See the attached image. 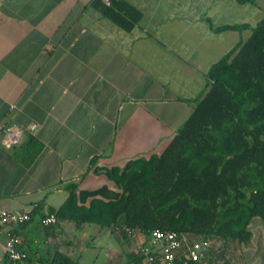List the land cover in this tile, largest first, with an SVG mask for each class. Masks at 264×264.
<instances>
[{
  "label": "crops",
  "instance_id": "0c3cea01",
  "mask_svg": "<svg viewBox=\"0 0 264 264\" xmlns=\"http://www.w3.org/2000/svg\"><path fill=\"white\" fill-rule=\"evenodd\" d=\"M124 1L117 20L103 1L0 0V124L24 128L13 148L0 130V209L48 212L67 199V182L94 189L111 182H99L106 168L160 154L211 66L264 17V0ZM33 221L16 225L24 247L44 235Z\"/></svg>",
  "mask_w": 264,
  "mask_h": 264
},
{
  "label": "trees",
  "instance_id": "16d2710c",
  "mask_svg": "<svg viewBox=\"0 0 264 264\" xmlns=\"http://www.w3.org/2000/svg\"><path fill=\"white\" fill-rule=\"evenodd\" d=\"M111 1L114 6L106 7L107 12L118 20L113 13L128 2ZM230 27L236 26H225ZM208 76L209 87L160 154L106 168L111 182L94 189L67 182L69 195L61 206L46 212L38 204L20 225L40 216L46 241L56 240L62 221H73L118 225L126 238L135 231L149 234L161 228L191 239L249 243L252 222L264 220V17L247 39L211 66ZM96 160L94 156L91 163ZM24 161L28 164L31 158ZM51 214L56 221L44 223ZM15 231L22 236L19 228ZM23 243L24 238L19 247L27 256L12 260L6 255L2 264H78L57 240L47 254ZM144 257L134 252L132 264ZM207 260L221 264L213 250Z\"/></svg>",
  "mask_w": 264,
  "mask_h": 264
},
{
  "label": "rangeland",
  "instance_id": "374dc122",
  "mask_svg": "<svg viewBox=\"0 0 264 264\" xmlns=\"http://www.w3.org/2000/svg\"><path fill=\"white\" fill-rule=\"evenodd\" d=\"M105 179L108 177H101L99 182ZM39 223L40 216H37L33 225ZM251 226L254 237L249 243L241 244L236 240L216 242L213 251L221 264L227 260L229 264H264V220H254ZM60 229V249L75 257L78 264H132V254L138 245L145 244L142 242L146 240L150 242L149 234L141 232L131 234V238L138 237L137 242L126 238L118 225L109 227L96 222L77 225L73 221H62ZM39 237L41 241L35 242L34 248L39 245L44 254L56 248L57 244L44 240L43 234L40 233ZM69 240L73 242L69 243Z\"/></svg>",
  "mask_w": 264,
  "mask_h": 264
},
{
  "label": "built area",
  "instance_id": "2783aa9c",
  "mask_svg": "<svg viewBox=\"0 0 264 264\" xmlns=\"http://www.w3.org/2000/svg\"><path fill=\"white\" fill-rule=\"evenodd\" d=\"M102 1L107 5L112 4L111 0ZM37 128L36 122L29 126L31 131ZM0 130L3 133L4 147L13 148L21 142L24 128L17 123H1ZM30 218V210L0 209V240L3 236L7 237L6 255L12 260L27 256V252L19 247L23 238L15 231V227ZM42 221L49 224L55 222L56 217L51 214L45 216ZM149 236L150 242L143 241L145 244H140L136 249L137 253L145 255L143 261L136 264H209L207 254L214 250L216 244L214 240L204 236L191 239L188 234L161 228L151 230Z\"/></svg>",
  "mask_w": 264,
  "mask_h": 264
}]
</instances>
